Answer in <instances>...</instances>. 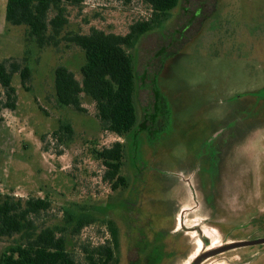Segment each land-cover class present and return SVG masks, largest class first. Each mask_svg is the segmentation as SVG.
I'll list each match as a JSON object with an SVG mask.
<instances>
[{"label": "rangeland", "instance_id": "obj_1", "mask_svg": "<svg viewBox=\"0 0 264 264\" xmlns=\"http://www.w3.org/2000/svg\"><path fill=\"white\" fill-rule=\"evenodd\" d=\"M0 0V62L31 70L19 74L15 110L0 113V193L42 198L51 207L39 228H57L76 264L86 249L112 240L117 264H192L233 241L264 237V0H180L160 28L130 50L136 68V128L124 137L103 132L93 100L87 112L62 107L55 69L81 80L85 54L62 40L39 47L26 26L7 23ZM149 10L134 0H87L68 7L62 37L92 28L125 35ZM71 126L69 135L64 126ZM125 147L113 190L95 152ZM79 221L86 226L75 232ZM20 237L0 238V259ZM264 245L241 248L201 264H264Z\"/></svg>", "mask_w": 264, "mask_h": 264}, {"label": "trees", "instance_id": "obj_2", "mask_svg": "<svg viewBox=\"0 0 264 264\" xmlns=\"http://www.w3.org/2000/svg\"><path fill=\"white\" fill-rule=\"evenodd\" d=\"M87 0H7L5 18L11 26H26L28 36L39 47H58L62 40L79 47L85 54L81 80L64 66L55 69V92L62 107L86 113L82 96L90 97L96 106L101 130L124 137L138 124L135 104L136 68L130 53L140 38L160 28L169 19L180 0H141L149 10V17L136 21L125 35L107 33L92 28L87 34L74 33L62 37L69 24L68 7L82 6ZM131 4L134 0H118ZM19 74L22 85L28 89L30 68L21 61L7 59L0 62V113L15 110L17 90L14 76ZM71 135V126H64ZM105 168L103 180L113 190L126 186L121 175L125 147L115 142L95 152ZM51 207L47 199L15 198L0 193V238L20 237L17 246L0 259V264H76L67 250V242L57 228H39L37 219ZM87 221H79L75 232H80ZM112 240L94 249H86V264H117L120 248L118 230L109 222Z\"/></svg>", "mask_w": 264, "mask_h": 264}, {"label": "water", "instance_id": "obj_3", "mask_svg": "<svg viewBox=\"0 0 264 264\" xmlns=\"http://www.w3.org/2000/svg\"><path fill=\"white\" fill-rule=\"evenodd\" d=\"M264 244V238L255 239V240H244V241H235L232 243H228L226 245L217 247L211 251H208L206 253H203L199 257H197L192 264H201L203 261H206L209 258L215 257L217 255L223 254L225 252L239 249V248H245L250 246H257Z\"/></svg>", "mask_w": 264, "mask_h": 264}, {"label": "flooded vegetation", "instance_id": "obj_4", "mask_svg": "<svg viewBox=\"0 0 264 264\" xmlns=\"http://www.w3.org/2000/svg\"><path fill=\"white\" fill-rule=\"evenodd\" d=\"M262 238H264V237H262ZM257 239H260V238H257ZM253 240H255V239H253ZM233 242H235V241H233ZM229 243H232V242H229ZM228 244V243H227ZM226 245V244H225ZM262 245H264V244H262ZM221 246H223V245H221ZM257 246H260V245H257ZM250 247H252V246H250ZM255 247V246H254ZM215 248H217V247H215ZM215 248H213V249H215ZM246 248H248V247H246ZM213 249H210V251L211 250H213ZM239 249H241V248H239ZM234 250H236V249H234ZM232 251V250H231ZM229 252V251H228ZM226 253V252H225ZM224 254V253H223ZM221 255V254H220ZM260 255H262V257L264 256V251H260L258 254H254L253 256H252V260L251 261H253L254 262V260L256 259V257H258V256H260ZM235 264H242V263H235Z\"/></svg>", "mask_w": 264, "mask_h": 264}, {"label": "bare ground", "instance_id": "obj_5", "mask_svg": "<svg viewBox=\"0 0 264 264\" xmlns=\"http://www.w3.org/2000/svg\"><path fill=\"white\" fill-rule=\"evenodd\" d=\"M198 257H199V256H198ZM196 258H197V257H196ZM196 258H195V259H196Z\"/></svg>", "mask_w": 264, "mask_h": 264}]
</instances>
